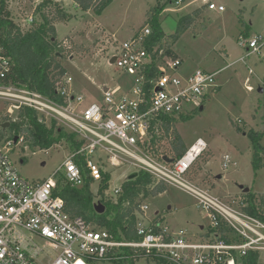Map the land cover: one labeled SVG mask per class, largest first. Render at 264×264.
<instances>
[{
    "label": "built area",
    "instance_id": "obj_1",
    "mask_svg": "<svg viewBox=\"0 0 264 264\" xmlns=\"http://www.w3.org/2000/svg\"><path fill=\"white\" fill-rule=\"evenodd\" d=\"M195 2L201 5L200 9L224 12V8L213 0ZM173 3L180 8L183 0ZM36 8L24 18L27 26L34 23ZM152 34L151 27L144 26L125 42L118 43L113 39V64L133 79L132 89L117 100L116 92L109 88L105 92V88L102 104L94 103L79 112L78 106L85 100L83 96L73 95L71 78L66 77L60 83L59 91L66 98V106L16 86L11 78L12 62L0 45V103L8 107V118L15 111L33 110L40 123L46 124L50 118L51 122H59L85 143L71 153L50 178L30 182L21 176L11 158L17 147L26 144L25 137L8 136L0 131V264H104L112 262L110 254L114 250L124 248H132L137 255L146 258H161L173 264H237L239 258L254 252L259 255V264H264V222L239 208L246 205L241 204L242 198L224 204L187 179L192 167L206 152V142L196 140L180 159L165 154L155 145L167 119H180L203 107L209 94L217 90L216 77L220 72L198 71L187 79L179 78L177 73L182 61L169 54L171 49L166 38L150 50ZM260 43H263L261 38L248 43L250 54L260 52ZM74 104L77 107L73 109ZM3 124L0 120L1 130ZM15 137H18L16 143ZM100 154L105 160L100 158L96 162ZM165 157L173 161L167 163ZM77 161H84L94 183H101L103 173H109L106 167H129L134 172L147 173L156 183L192 196L212 225L206 233L205 229L202 231L200 241L194 242L187 231L171 230L162 221L163 217L156 215L148 224L138 223L140 242L118 241L107 230L98 229L82 218H71L65 211L64 200L56 195L62 177L73 188L85 185ZM222 166L227 170L238 164L230 155H225ZM121 192L119 186L113 194H106L117 197ZM149 209L146 204L139 206L143 216ZM222 226L230 241L224 239Z\"/></svg>",
    "mask_w": 264,
    "mask_h": 264
},
{
    "label": "rangeland",
    "instance_id": "obj_2",
    "mask_svg": "<svg viewBox=\"0 0 264 264\" xmlns=\"http://www.w3.org/2000/svg\"><path fill=\"white\" fill-rule=\"evenodd\" d=\"M55 1L61 2L73 16L69 22L56 24V37L61 46L59 60L67 70V77L72 79L73 95L83 96L85 100L78 106V112L94 103L102 104L105 88L116 92L117 100L132 89L133 79L112 64L113 39L118 43L129 40L146 25L149 10L164 5L159 21L172 56L182 61L177 76L187 79L198 71L220 73L216 77L217 90L209 94L203 109L188 114L186 122L173 123L170 130L164 128L155 142L156 147L175 158L174 132L188 148L203 139L208 148L190 170L187 176L190 184L209 191L224 204L243 198L247 189L264 195V168L255 170L253 143L248 136L252 130L260 133L264 148V94L260 93L264 90V0H213L224 12L200 9L195 0H183L180 8L174 5V0H114L99 16L92 11L83 12L72 0ZM41 2L9 0L8 9L13 20L26 30L30 26L24 18ZM197 10L198 15H193ZM185 15H192L191 27L175 40L178 21ZM256 38L263 39L260 52L250 54L248 43ZM76 107L77 104L72 106ZM7 108L0 103V120L4 124L17 121L19 111L8 118ZM50 120L46 123L49 127ZM57 126L64 128L59 122ZM0 131L13 135L9 129ZM23 136L26 144L17 147L11 158L21 176L30 182L50 178L72 153L68 142L61 141L51 149L41 150L32 148L26 132ZM225 155H230L238 166L225 170L222 166ZM100 158L105 160L100 154L95 161ZM105 170L112 178L107 192L110 194L134 173L129 167H106ZM99 190L100 183H93L91 191L97 195ZM141 204L150 209L144 216L138 213L139 222L148 224L156 215L161 216L171 230L187 231L194 242L200 241L203 235L201 227L206 233L212 225L206 212L198 208L197 201L174 187L167 186L166 193L150 196ZM99 205L97 200L96 208ZM36 241L42 245L40 240ZM136 264L157 263L138 259Z\"/></svg>",
    "mask_w": 264,
    "mask_h": 264
},
{
    "label": "trees",
    "instance_id": "obj_3",
    "mask_svg": "<svg viewBox=\"0 0 264 264\" xmlns=\"http://www.w3.org/2000/svg\"><path fill=\"white\" fill-rule=\"evenodd\" d=\"M83 12L92 11L94 15H102L114 0H72ZM175 1V0H174ZM173 1V2H174ZM165 6L160 5L151 8L147 14L145 26L151 27L153 34L150 37L149 49L163 39L167 38L161 28L160 15ZM198 10L193 15H198ZM73 19L72 14L67 12L61 2L55 0H42L34 12V23L23 30L12 18L8 9L7 0H2L0 8V45L5 55L11 60L13 66L12 82L19 87L43 95L60 105L66 106V98L61 95L60 83L67 77V70L60 62V42L56 37V24L69 22ZM192 15H185L178 21L177 31L174 39L191 27ZM169 54L174 55L169 51ZM198 112V110L196 111ZM187 116L180 119H167L165 128L170 130L172 124L178 120L186 122ZM9 130L15 135H23L31 139L34 149L48 150L61 141L71 145V152L82 148L85 143L80 141L74 133L67 132L58 127L53 121L51 126L40 123L37 113L33 110L22 109L18 112V120L12 121ZM175 142L173 152L175 159H180L189 149L182 141L177 132H174ZM253 143V165L255 170L264 168V148L261 146V134L253 130L248 133ZM85 185L81 188H73L62 177L58 182L56 195L65 202V211L71 218H82L94 227L107 230L114 238L124 243H138L141 241L137 234L139 223V206L142 201L150 196L157 197L166 193L167 186L156 183L147 173L140 172L135 180H126L121 186L122 192L119 196H107L110 188L111 175L103 173L100 190L97 195L91 191L93 180L89 177L84 166V161H77ZM104 206L103 213L96 210V201ZM241 210L264 222V195L249 192L244 194ZM222 233L226 241H230L227 230L222 226ZM110 257L113 264H136L138 259H145L157 264H173L161 258H146L137 255L132 248L114 250ZM237 264H259V255L250 252L248 256L239 258Z\"/></svg>",
    "mask_w": 264,
    "mask_h": 264
},
{
    "label": "water",
    "instance_id": "obj_4",
    "mask_svg": "<svg viewBox=\"0 0 264 264\" xmlns=\"http://www.w3.org/2000/svg\"><path fill=\"white\" fill-rule=\"evenodd\" d=\"M114 63V60L112 61V64ZM107 91V88L105 89V92ZM260 93H263V89H261L260 90ZM203 109V107L201 108V110ZM10 126H11V123L10 122H6L5 124H3L2 125V129L3 130H8L9 128H10ZM18 141V137H15V139H14V142L16 143ZM164 161L165 162H167V163H171L173 160L172 159H169L168 157H165L164 158ZM139 176V173H137V172H134V173H132L130 176H129V178H128V180H135L137 177ZM250 191L247 189V190H245V194H248ZM96 210L99 212V213H103V211H104V206H102V205H99L97 208H96ZM204 230V227H201V231H203Z\"/></svg>",
    "mask_w": 264,
    "mask_h": 264
}]
</instances>
